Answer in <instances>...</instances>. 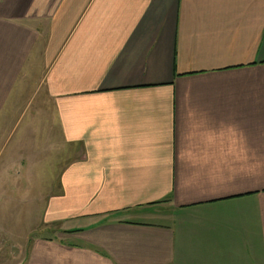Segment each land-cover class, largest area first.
Here are the masks:
<instances>
[{
  "label": "crops",
  "instance_id": "crops-1",
  "mask_svg": "<svg viewBox=\"0 0 264 264\" xmlns=\"http://www.w3.org/2000/svg\"><path fill=\"white\" fill-rule=\"evenodd\" d=\"M6 176L0 264H264V0H0Z\"/></svg>",
  "mask_w": 264,
  "mask_h": 264
},
{
  "label": "rangeland",
  "instance_id": "rangeland-1",
  "mask_svg": "<svg viewBox=\"0 0 264 264\" xmlns=\"http://www.w3.org/2000/svg\"><path fill=\"white\" fill-rule=\"evenodd\" d=\"M45 156H43L44 158ZM41 158V156H40ZM50 158H52L50 156ZM41 165H46L47 170L39 171V175L37 177V181L33 184V186L25 187L23 186V189L28 188L26 190L29 191L30 198L26 201L30 202L33 198L37 197L39 193V199L41 200L43 196L41 194L43 192H46L49 188L48 181L50 180V175L52 174V168L49 170L50 163L47 165L46 162L41 161ZM40 165V166H41ZM56 173V172H55ZM24 185L27 184V181L23 179L21 181ZM22 189V187H20ZM18 187V181L13 178L9 177H3V179L0 181V193L2 195H5L7 197H15L17 201H8L4 202V200H0V212L2 218H0V228L5 229V226L7 224V231L5 235H0V245L4 243L6 246V256L10 262L17 261L20 262L24 258L27 252V247L29 241L32 239L31 236L34 238L37 235L39 236H58L59 229L58 225L52 224L47 226L45 223H43V219H39V225L35 226L36 220H30L27 217V209L28 211L32 210L34 212L35 217V201H33L32 209H30V203H26L22 197L21 191ZM56 187L52 188L55 189ZM20 200H23L20 203ZM42 202L38 203L37 205L40 206V212L41 207L45 204H42ZM5 214L7 215V220L5 221ZM44 215V214H43ZM4 216V217H3ZM38 228V230L32 228ZM31 233V234H30ZM30 238V240H28ZM6 258V260H7ZM4 260V259H3Z\"/></svg>",
  "mask_w": 264,
  "mask_h": 264
}]
</instances>
